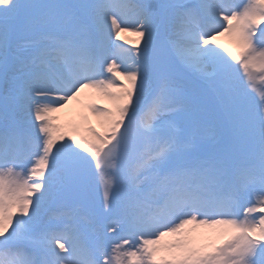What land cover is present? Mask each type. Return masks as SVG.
I'll return each instance as SVG.
<instances>
[{
    "label": "snow or ice",
    "instance_id": "6c2138e0",
    "mask_svg": "<svg viewBox=\"0 0 264 264\" xmlns=\"http://www.w3.org/2000/svg\"><path fill=\"white\" fill-rule=\"evenodd\" d=\"M0 264H264V0H0Z\"/></svg>",
    "mask_w": 264,
    "mask_h": 264
},
{
    "label": "bare ground",
    "instance_id": "6f19581e",
    "mask_svg": "<svg viewBox=\"0 0 264 264\" xmlns=\"http://www.w3.org/2000/svg\"><path fill=\"white\" fill-rule=\"evenodd\" d=\"M242 2H243V0H239L237 3H242ZM121 35L124 37V39L121 41H117V43L123 44V46L126 48H131L130 46H133L136 44H142L144 42L143 38L137 36L135 34L134 30L126 32V33H122ZM219 42L222 44L228 45L230 48L237 47V45L235 44L233 39L228 35L220 37ZM77 107H78L77 102L72 101L69 103L67 108H65L63 111H61L59 113H61L60 115H62L64 118H67L68 116L75 114ZM60 115H59V117H60ZM94 120H95V118H93V122H94Z\"/></svg>",
    "mask_w": 264,
    "mask_h": 264
},
{
    "label": "rangeland",
    "instance_id": "374dc122",
    "mask_svg": "<svg viewBox=\"0 0 264 264\" xmlns=\"http://www.w3.org/2000/svg\"><path fill=\"white\" fill-rule=\"evenodd\" d=\"M225 45H226V44H225ZM139 46H141V47H142V46H143V43H142V44H140ZM226 46H227V47H229L228 45H226ZM135 47H136V46H135ZM133 48H134V47H133ZM232 49H233V50H238V49H237V47H233ZM100 102H101V103H103L104 101H103V100H101ZM60 114H61V113H60ZM60 114H59V115H60ZM93 118H94V117H93ZM64 119H65V118H64L62 115H60V121H58V122H63V121H64ZM100 195H102V193H100Z\"/></svg>",
    "mask_w": 264,
    "mask_h": 264
}]
</instances>
